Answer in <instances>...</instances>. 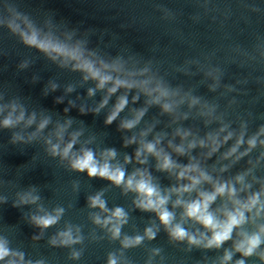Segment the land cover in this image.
I'll return each instance as SVG.
<instances>
[{"label":"water","instance_id":"water-1","mask_svg":"<svg viewBox=\"0 0 264 264\" xmlns=\"http://www.w3.org/2000/svg\"><path fill=\"white\" fill-rule=\"evenodd\" d=\"M87 152L124 180L73 167ZM129 178L167 198V226ZM211 195L215 222L244 217L219 246L187 215ZM0 247V264H264V0H0Z\"/></svg>","mask_w":264,"mask_h":264},{"label":"clouds","instance_id":"clouds-1","mask_svg":"<svg viewBox=\"0 0 264 264\" xmlns=\"http://www.w3.org/2000/svg\"><path fill=\"white\" fill-rule=\"evenodd\" d=\"M28 43L30 44H36L37 41L35 37L29 38ZM39 47L45 48L47 47L44 44H40ZM122 106V105H121ZM109 122H111V118L109 119ZM9 121H5V124H8ZM71 147V145H69ZM67 151V150H66ZM148 151H152V146H148ZM109 155H113V153H109ZM165 167L168 166V162L165 161ZM73 167L83 171L87 170L89 176H100L107 178L111 181H113L116 184H120L124 180V172L116 169L115 171H110L109 165L107 163L103 164V166H97L96 162L94 161L93 155L91 152H87L84 154L83 158L78 159L75 161ZM183 175V174H181ZM127 186L129 188L135 187V190L142 194V196L145 198V200L141 201L140 206L145 209H153L158 210L159 212V218L161 222L164 225H168L172 219L171 213H169L167 210L163 209V205L166 203V197L160 198L156 190L150 186L148 183H146L144 180H140L135 185H133V180L129 178L127 182ZM185 191L187 189H184ZM224 188L221 186L217 189L218 193H223ZM156 197L154 200L153 197ZM215 198V195L206 196L204 198L203 203L195 202L188 206L187 208V215L189 217H194L197 220H199L205 227L211 228L214 231V235L212 239L209 241V246L212 244H215L219 246L223 241L229 239L230 234L232 232V229L234 226H237L243 222V213L240 211H237L235 214H229L228 220L226 223L219 224L214 221V218L212 215L207 214V207L210 201H212ZM255 201H253L254 203ZM93 206L98 205L101 209L104 208V203L99 199V196L94 198L92 200ZM124 216V213L121 209L117 208L115 212L113 213V217L116 218L118 221L122 222V218ZM55 222L54 217H44L37 220V223L47 227ZM97 222H99L97 220ZM105 223H108V221H105ZM114 235H117L119 233L118 226L114 228ZM148 234L151 236V230H148ZM185 232L183 229H181L179 226H176V228L173 230V235L179 238H183L185 236ZM67 235V234H65ZM70 239V237H69ZM139 237H137L136 242H139ZM259 238L258 237H252L251 239L246 241L247 247H245L244 243H241L238 246V250L242 249L244 251L245 255H250L253 251V249L259 244ZM5 255H7L6 250L3 247H0V259H2ZM228 257H225L227 259ZM109 264H115L114 260L109 261ZM242 264V262H241Z\"/></svg>","mask_w":264,"mask_h":264}]
</instances>
